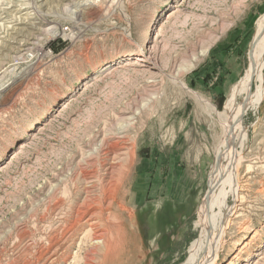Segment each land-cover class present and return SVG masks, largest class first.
<instances>
[{"label": "rangeland", "instance_id": "374dc122", "mask_svg": "<svg viewBox=\"0 0 264 264\" xmlns=\"http://www.w3.org/2000/svg\"><path fill=\"white\" fill-rule=\"evenodd\" d=\"M263 16L264 0H0V264L46 259L88 189L103 198L113 148L104 260L185 264L223 141L215 112L246 73ZM248 110L219 264L238 248L236 264H264V97ZM82 254L76 242L60 264Z\"/></svg>", "mask_w": 264, "mask_h": 264}, {"label": "bare ground", "instance_id": "6f19581e", "mask_svg": "<svg viewBox=\"0 0 264 264\" xmlns=\"http://www.w3.org/2000/svg\"><path fill=\"white\" fill-rule=\"evenodd\" d=\"M136 61L143 62L146 61V59L143 55H138L136 56ZM135 64L137 63H133V65ZM263 83L264 16L259 19L258 22V29L254 36V40L249 53V66L246 69V73L243 75L241 81L235 85V88L232 89V93L227 100L225 109L222 112H218L214 108V110L216 111H214L215 114L220 119L221 124H223V134H221L220 136V139H223V141L216 152V164L210 178V191L208 195L204 197L205 200L200 207L199 220L201 226V234L190 247V253L185 261V264H219L218 258L221 254L220 251L227 232L228 223L232 214H235V212H237V202L241 200L240 198L242 185L239 181V171L241 164H243V160L247 156L246 155L244 157L242 150L240 151L238 149L239 146H244V140L247 137V134L243 129V118L246 115L247 111H249L248 109L251 106L256 107L263 100ZM183 85L187 88L185 83H183ZM197 99L201 104L203 103V101H205V99H203L199 95ZM205 105L210 108L213 107L210 102H207V104ZM112 152L113 156L111 157V162L108 164L107 168L105 167L106 169L103 174V180L106 183V192L103 198H94L90 193L92 190L88 189V194L84 198V200H82V202H80L76 207L73 208V215L71 220L67 219V224L59 229V232L56 236L50 239V243L54 246V249H47L48 253L46 259L42 261L41 264H54L57 261L59 262V264L61 262H68L67 260L70 258L68 255L70 253L71 247L76 242L77 244H79L80 252H83L80 258L82 260V264H103L104 262H107L108 264V262L111 261L104 260V258L107 257L111 249L110 244L112 238L109 226L113 220L110 218V216L104 217V212L106 209L108 211L110 206L112 205V202L110 200L113 198V187L114 182L117 178V162L120 155V153L117 152L116 148H113ZM112 152H110L109 154H112ZM133 154L134 151L132 152V149H129L127 152L125 151L123 153V156L125 157L127 163H131ZM251 168V166H248L247 172H249ZM95 187L96 185L93 188ZM230 196L233 197L234 204L232 205L229 204ZM101 204L102 207L104 204L107 205L102 209L100 207ZM114 218H117V216ZM231 223L232 221L229 224ZM54 229L55 228H53L52 230ZM59 233L63 237L60 243L58 242V240L61 238H59L58 236L60 235ZM250 244L252 245L253 242H250ZM250 244L248 243V245ZM262 244L263 242H261L260 246H262ZM250 248L253 247L250 246ZM113 252L115 253V251ZM254 252L255 251L253 250L251 252H248L247 254V258H249L250 261L254 256ZM241 254L242 253L238 248V251L233 254L234 257L228 258L223 264H236L235 261L238 260L240 256H242ZM35 258L39 259V255Z\"/></svg>", "mask_w": 264, "mask_h": 264}, {"label": "water", "instance_id": "95a60500", "mask_svg": "<svg viewBox=\"0 0 264 264\" xmlns=\"http://www.w3.org/2000/svg\"><path fill=\"white\" fill-rule=\"evenodd\" d=\"M209 191H210V189H209ZM209 191H208V193H209ZM208 193H207V194H208Z\"/></svg>", "mask_w": 264, "mask_h": 264}]
</instances>
